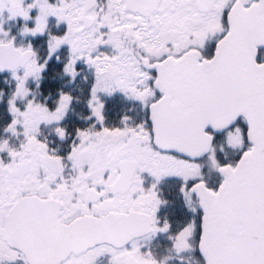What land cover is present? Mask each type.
Wrapping results in <instances>:
<instances>
[{"label":"snow or ice","instance_id":"obj_1","mask_svg":"<svg viewBox=\"0 0 264 264\" xmlns=\"http://www.w3.org/2000/svg\"><path fill=\"white\" fill-rule=\"evenodd\" d=\"M0 264H264V0H0Z\"/></svg>","mask_w":264,"mask_h":264}]
</instances>
